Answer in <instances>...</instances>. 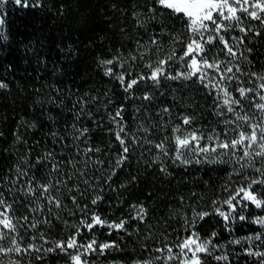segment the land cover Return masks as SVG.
I'll use <instances>...</instances> for the list:
<instances>
[{
    "label": "trees",
    "instance_id": "1",
    "mask_svg": "<svg viewBox=\"0 0 264 264\" xmlns=\"http://www.w3.org/2000/svg\"><path fill=\"white\" fill-rule=\"evenodd\" d=\"M33 3L39 6L7 7L3 15V32L0 31V83L7 85L0 88V192L10 202L17 201L13 204L15 216L27 214L31 219L37 215L29 213L25 207L31 198L17 190L31 176L41 183H48L51 179L53 184L63 178L67 187L61 184L58 192L53 191V195L62 201L61 209L53 208L49 214L47 202L40 201L44 212L38 218H46L51 224H40L35 230H26V226L21 228L22 246L42 244L39 238L29 240L39 232H44L49 240L62 239L73 232L74 229L66 228L62 221L78 223L82 218L83 214L72 203L71 198L75 196L81 207L87 205L88 210L95 211L109 222L127 221V231L97 227L95 237L86 229H80L84 233L79 238L81 242L95 238L98 243L114 242L119 246L106 250L103 255H88L86 259L90 264H134L160 255L151 250L165 244L174 246L179 243L177 237L188 235L181 227L182 214L191 212L187 205L195 204L198 211L208 210L213 199L228 195L222 191L230 170L227 165L193 163L184 167L179 166V162L174 164L170 158L175 150L171 140L172 128L183 125L179 119L182 114L194 117L191 124L194 127L222 128L214 112L213 96L192 81H173L175 87L171 85V92L175 95L172 96H164L161 91L151 85L145 87L141 82L134 88L133 98L128 99L119 82L105 76L101 60L112 59L117 55V49L125 55L136 51L137 40L141 43L148 40L149 32L135 27L136 20L132 15L135 11L141 14V19L145 18L147 7L144 0H34ZM249 24L261 32L259 36L249 33L245 38L244 47L252 50L248 54L250 70L264 72V29L255 21ZM148 28L158 29L159 25L152 23ZM162 39L167 41L168 37ZM139 62L137 60L136 65ZM110 67L119 71L116 65ZM177 68L179 65L169 70ZM145 93L152 96L151 101L138 98ZM118 107L124 108V121L129 130L143 124L149 132L136 133L142 138L140 143L134 146V151L130 150L128 160L111 181H106L110 170L108 161L113 159L112 153L119 151L114 136L108 132L113 127L108 113L114 114ZM164 108L170 112L163 114L162 121L157 113ZM162 123H165V129L161 128ZM73 125L77 129L87 127L89 132L75 139L79 133ZM54 132L56 136L52 135ZM165 136L170 138L167 142L169 156L143 142L146 138L159 143ZM89 145L102 149L100 153H89L88 156L93 161L97 158L104 160L103 166L83 163L88 157L82 154V150ZM47 152L53 153L55 161L60 162V173L49 175L51 164L43 160ZM157 156L159 160L155 159ZM25 157L35 166L27 168L28 176L13 185L10 181L17 178L16 167H26L23 163ZM38 158L42 160L40 164L35 163ZM69 160L75 163V167L68 163ZM162 166L166 172L160 170ZM78 170L85 174L81 176ZM69 174L71 179H68ZM246 174L256 175L250 169ZM85 179L88 184L83 183ZM240 179L233 177V188ZM9 188L13 189L12 193ZM97 195L102 199L93 206L91 200ZM132 205H143L146 210L143 222L133 219L136 213ZM178 209L181 212H177ZM73 212L75 215L71 214ZM57 213L61 219L56 218ZM246 214L251 219L264 215V209L249 206ZM197 227L202 237L215 230L218 233L216 243L261 231L257 225L237 220L229 233L223 220L216 215L198 222ZM110 231L112 234L108 235ZM176 251L178 249L174 247ZM222 251L229 255L228 264H255L251 257L242 254L243 248L239 245L229 244ZM37 255H42L43 259H36ZM0 259L4 264H11V259L20 260L21 264H69L66 256L43 252ZM156 264L163 262L157 261ZM170 264H179V261ZM207 264L218 262L209 257Z\"/></svg>",
    "mask_w": 264,
    "mask_h": 264
},
{
    "label": "snow or ice",
    "instance_id": "2",
    "mask_svg": "<svg viewBox=\"0 0 264 264\" xmlns=\"http://www.w3.org/2000/svg\"><path fill=\"white\" fill-rule=\"evenodd\" d=\"M6 0H0V7ZM16 5L29 7L28 0H14ZM147 12L143 19L141 14L133 12V19L136 20L135 27L143 28L149 32L148 40L141 43L135 42L136 51H129L126 55L117 49V55L112 59L101 60L100 64L104 67L105 76L112 77L119 82L121 88L128 94L127 98H133L132 93L136 86L141 82H151L153 88H158L162 81H192L194 84L202 86L207 90V94L213 96L216 103L214 109L215 115L219 118V123L224 125L221 132L212 129L211 133L205 134L199 128L183 130L181 125H175L172 128L171 140L175 144L174 155L170 158L179 166L188 167L195 163L197 165H227L229 172L227 180L222 186V191L228 193L223 198H216L210 202L208 210H197L195 204L187 205L191 209L189 213H183L181 227L188 235L177 237L178 244L164 247H156L151 251L159 253L151 259L135 261L134 264H156L162 261L163 264H170L171 261H179V264H207V258L218 262V264H228L229 255L226 251L227 245H247L243 247L244 255L253 257L257 264H264V215H256L249 219L246 214L249 206L257 210L264 209V72H253L250 70L251 61L248 54L251 49L244 47L245 38L249 33L256 36L261 35L260 31H255V26L245 25V20L255 21L264 29V0H144ZM33 6H39L38 3ZM135 6V5H134ZM156 23L158 29H149L148 25ZM4 20L0 19V25ZM178 25V27H177ZM238 31L242 35H232ZM167 36L165 41L162 37ZM146 56H154L155 59H147ZM223 57V58H222ZM142 62V67L148 71L136 69V61ZM112 65H116L124 71H115ZM125 65H128L125 69ZM179 65L175 71L169 69ZM242 77H248L247 80ZM235 84V88L231 86ZM248 85V86H246ZM7 85L0 83V88ZM145 101H151L152 96L145 93L138 97ZM83 104V101H81ZM83 111V108H81ZM138 111V109H137ZM124 108L118 107L114 114L108 113L109 120L113 127L108 132L114 136L119 145V151L112 153L109 175L106 181H111L116 175L117 170L122 168L128 160L130 150L134 151V146L140 143L141 137L137 132L148 133L149 129L141 124L135 130H129L123 116ZM170 110L164 108L158 115L168 114ZM79 117V113L77 114ZM225 117H228L225 119ZM183 125H191L194 117L181 115L179 117ZM231 125L229 128L228 126ZM79 135L86 136L89 132L87 127L77 129L72 126ZM165 123L161 128L165 129ZM181 133L180 135H176ZM234 133V134H231ZM56 136L57 133H52ZM169 137L165 136L159 143L143 139V142L155 147L158 153L169 156L167 151V142ZM203 141V143H202ZM87 143V140L85 141ZM111 143V142H110ZM100 147L89 145L82 150V154L88 159L83 161L85 165L89 162L103 166L105 161L99 158L93 161L89 153H100ZM80 154V153H78ZM159 156L155 159L159 160ZM43 160L51 164L49 175L51 173H60V162L55 161L53 153H45ZM42 160L38 158L36 164ZM23 163L25 168L19 165L16 167L17 178L10 181L15 185L18 180H23L28 176L27 168L34 167L25 157ZM73 167L75 163L68 161ZM250 169L256 175L246 174ZM162 172H166L165 167H161ZM80 171V175L85 173ZM233 177H240L236 187H232ZM71 179V174L68 175ZM99 180L97 179V183ZM83 183L88 184L85 179ZM67 187V181L63 178L52 183H41L31 176L26 184L22 185L18 191H21L25 197H29L25 205L29 213H36V216L29 215L15 216L13 204L0 192V257L29 256L32 252L51 253L63 255L68 258L69 264H90L86 257L90 254L103 255L106 250L119 246L112 243H98L93 238L84 243L81 239L84 233L81 228L95 237L97 227L108 228L115 231H127L125 225L127 221L109 222L103 219L95 211L88 210V206H80L75 196L72 203L76 206L83 216L78 223H69L63 220L66 228L74 229L65 238L49 240L44 232L29 237L30 241L37 238L43 243L37 246L35 243H29L22 246L23 236L20 229L26 226V230H35L40 224L50 225L48 219H39L40 213L44 212V206L41 200L49 205L47 211L52 213V209H61L62 201L53 191H59L60 185ZM93 187L92 185H89ZM102 190V189H101ZM12 193L13 189H8ZM71 191V189H69ZM102 199L97 195L91 200V204L96 206ZM200 199H203L201 197ZM183 203V198H182ZM32 205H35L33 207ZM135 210L133 219L144 221L146 210L143 205H132ZM177 212H181L180 209ZM75 215V212L71 213ZM216 215L224 222L225 230L231 233V225L237 220L257 225L261 231L254 234L230 239L226 243H216L218 233L213 230L207 236H201L198 222L204 221L206 217ZM57 219H61L59 213ZM111 235V231L107 233ZM167 239V237H165ZM44 244H50V247L44 248ZM174 247L178 251L174 252ZM71 250V251H69ZM220 253L217 255L216 253ZM36 259H43L42 255H37ZM0 264H4L0 259ZM11 264H21L20 260L11 259Z\"/></svg>",
    "mask_w": 264,
    "mask_h": 264
},
{
    "label": "rangeland",
    "instance_id": "3",
    "mask_svg": "<svg viewBox=\"0 0 264 264\" xmlns=\"http://www.w3.org/2000/svg\"><path fill=\"white\" fill-rule=\"evenodd\" d=\"M34 0H28V3H29V5H33L34 3ZM9 6H21V5H16L15 4V2H14V0H6V2L3 4V6L2 7H0V19H4V13H5V9L7 8V7H9ZM252 23V22H254V21H248V20H245V25L247 26V24H249V23ZM2 28H3V25H0V31H2ZM3 32V31H2ZM232 35H236V36H240V35H242L241 33H239L238 31H236V32H233L232 33ZM155 59L154 58V56L152 57V56H146L145 57V60H147V59ZM223 58V57H222ZM119 69V68H118ZM125 69H127L126 67H125ZM136 69H138V70H142V71H144V72H147L148 70L146 69V68H143L142 67V62H139L137 65H136ZM119 71H124V69H119ZM179 82H186V81H179ZM178 82V83H179ZM143 84H145L146 86L145 87H150V85H151V82H148L147 84L145 83V82H143ZM171 85H174V87H175V83L173 82V81H171V80H169V81H165V82H162L161 84H160V86L158 87V88H155L156 90H158V91H161L163 94H164V96H168V95H170V96H172V95H175V93H172L171 92ZM235 84H233L231 87L232 88H235ZM169 88H170V90H169ZM228 117H225V119H227ZM224 125L222 126V128H218V129H216V131H218V132H221L223 129H224ZM229 128L231 127V125H229L228 126ZM181 128H182V131L183 130H191V129H193V128H198V127H194L193 125H181ZM199 129L201 130V131H203V132H205V134H208V133H211V131H212V127H199ZM181 133H177L176 135H180ZM231 134H234V133H231ZM202 143H203V141H202ZM241 248H243V247H247V245L245 244V245H243V247L242 246H240ZM262 248H264V246H262ZM252 258V262L253 263H257V261L253 258V257H251ZM98 264V263H97ZM111 264H114V263H111Z\"/></svg>",
    "mask_w": 264,
    "mask_h": 264
}]
</instances>
